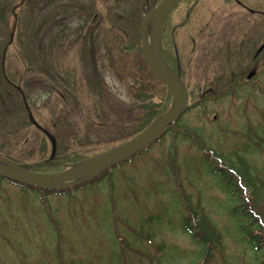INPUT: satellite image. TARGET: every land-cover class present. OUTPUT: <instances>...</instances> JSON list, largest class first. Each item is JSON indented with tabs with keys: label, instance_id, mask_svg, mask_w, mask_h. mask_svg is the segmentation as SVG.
I'll return each mask as SVG.
<instances>
[{
	"label": "rangeland",
	"instance_id": "obj_1",
	"mask_svg": "<svg viewBox=\"0 0 264 264\" xmlns=\"http://www.w3.org/2000/svg\"><path fill=\"white\" fill-rule=\"evenodd\" d=\"M160 2L0 0V156L56 174L164 114L171 95L145 64L139 31ZM159 43L190 95L185 110L146 149L80 188L0 179V264H189L199 249L180 230L189 210L223 232L200 264H263L228 210L264 193V0H183ZM43 130L55 143L51 160ZM206 155L250 175L241 197L216 183Z\"/></svg>",
	"mask_w": 264,
	"mask_h": 264
},
{
	"label": "water",
	"instance_id": "obj_2",
	"mask_svg": "<svg viewBox=\"0 0 264 264\" xmlns=\"http://www.w3.org/2000/svg\"><path fill=\"white\" fill-rule=\"evenodd\" d=\"M181 0H161L154 8H148L140 22L142 56L148 68L168 87L171 92V104L168 110L151 125L126 143L107 152L92 156L56 174H39L30 171L33 165H19L0 157V176L12 182L37 186L43 189H61L89 180L104 170L127 161L150 146L185 110L188 103V93L180 78L166 65L160 49V28L171 12ZM149 32V38L146 33ZM26 109L27 106H26ZM29 121L36 127L38 124L28 112ZM51 141L49 160L55 155L53 138L43 130ZM46 160L44 162H48Z\"/></svg>",
	"mask_w": 264,
	"mask_h": 264
},
{
	"label": "trees",
	"instance_id": "obj_3",
	"mask_svg": "<svg viewBox=\"0 0 264 264\" xmlns=\"http://www.w3.org/2000/svg\"><path fill=\"white\" fill-rule=\"evenodd\" d=\"M166 91H167L166 95L168 98L170 91L168 88H166ZM162 97H164V94ZM160 116L161 115L159 114L158 117ZM158 117H156V119ZM151 120L152 118L147 117V119L139 125V128L141 129L138 130L136 134L143 131L151 123ZM171 126L172 125H169L166 129L170 128ZM0 157L4 158L2 156ZM64 158L66 159L67 157ZM68 158L70 159V157ZM205 158H207L209 161L210 175L216 176L218 180L215 181L217 184L220 185V187L224 192H226L228 195L231 196L240 195V197L242 191L245 190L243 193L246 192V187L241 183V177L246 178L248 183H250V180H252L250 178V175L248 176L246 171H245L246 177H244L242 173L238 172L234 168L224 167L222 163L219 164V162H216L219 161L216 156L215 157L213 156L211 159V157H208L206 155ZM4 159L14 162V160L8 157L7 158L5 157ZM209 159L212 161H210ZM81 160L83 161L85 159H81ZM118 165L112 166L110 167V169ZM105 171L108 170L107 169L104 170L101 173V175ZM0 179H4V178L0 177ZM95 180L97 181V179ZM91 181L92 180H86L79 184L69 186L61 190L67 191L71 189L80 188L81 186H84L90 183ZM21 186L25 187L26 185H21ZM29 187L36 190L38 189L35 186H29ZM254 194L255 195H252L251 199L249 198H245L244 200L239 199V204H235L233 207H231L230 211L228 210V212L230 219H232L233 221L232 228L234 232H236L238 238L240 239V243L242 244V246H246L248 248L249 253H251L253 257L255 256V259L258 260V262L260 261L264 264V242L262 239V236H264V193H260V190L257 189L255 190ZM189 208L190 207H188V209ZM182 215L183 217H182V223L180 225V230L183 233L187 234L190 237V239H192V241L197 244L199 248L195 255V258L191 259L188 263L198 264L199 262L201 263L203 259H205L206 261L207 257L209 256L208 252L210 251V248L212 246L218 245L219 242L221 243V239L223 238L222 236L223 232L217 230L215 224L212 223L209 220V218L206 215H203L202 213L199 214L196 213L195 211L191 212L189 210L188 216H185L184 214ZM182 252L184 251H181L179 253ZM175 254H178V252L177 253L175 252ZM205 261H203L204 262L203 264H206ZM173 262H175V260Z\"/></svg>",
	"mask_w": 264,
	"mask_h": 264
},
{
	"label": "bare ground",
	"instance_id": "obj_4",
	"mask_svg": "<svg viewBox=\"0 0 264 264\" xmlns=\"http://www.w3.org/2000/svg\"><path fill=\"white\" fill-rule=\"evenodd\" d=\"M147 37L149 38V32L146 33Z\"/></svg>",
	"mask_w": 264,
	"mask_h": 264
}]
</instances>
